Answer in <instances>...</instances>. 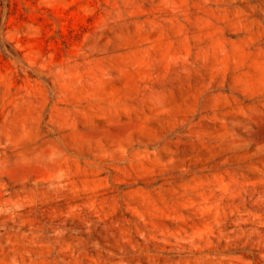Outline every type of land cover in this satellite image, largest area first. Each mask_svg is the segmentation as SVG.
I'll return each mask as SVG.
<instances>
[{"label": "rangeland", "instance_id": "374dc122", "mask_svg": "<svg viewBox=\"0 0 264 264\" xmlns=\"http://www.w3.org/2000/svg\"><path fill=\"white\" fill-rule=\"evenodd\" d=\"M0 264H264V0H0Z\"/></svg>", "mask_w": 264, "mask_h": 264}]
</instances>
